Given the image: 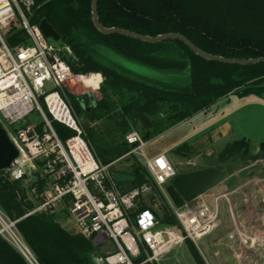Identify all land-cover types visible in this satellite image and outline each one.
<instances>
[{
	"label": "trees",
	"instance_id": "1",
	"mask_svg": "<svg viewBox=\"0 0 264 264\" xmlns=\"http://www.w3.org/2000/svg\"><path fill=\"white\" fill-rule=\"evenodd\" d=\"M92 1L36 0L31 21L41 23L46 19L53 25L61 44L73 50V55L66 59L75 73L103 74L101 98L67 91L66 99L78 118L88 120L81 125L97 157L104 164H112V174L127 175L119 182L115 180L117 183L128 188L153 185V191L138 208H151L163 224L175 226L177 219L165 194L147 167L130 154L133 146L126 135L133 131V126H140L144 139L149 140L231 93L263 94L264 62L222 63L202 57L179 39L150 43L118 33L103 34L93 23ZM98 13L106 27H121L150 36L178 32L202 50L227 58L264 56V0H98ZM6 38L12 48L28 42L26 30L19 25H13ZM99 46L161 75L138 74L102 55ZM197 88L204 93H196ZM89 121L101 122V126H91ZM53 125L63 139L76 133L58 121ZM251 151L252 143L246 138L229 142L218 152L220 166L227 168V161L246 157ZM175 152L189 158L194 149L184 143ZM125 157L132 163L116 167ZM257 157H264V141L253 156ZM35 185L43 186L37 169L25 171L20 178H15L10 168L0 171V209L16 221L38 262L97 264L98 248L90 239L65 229L59 214L30 213L39 204V198L32 192ZM186 242L197 264H206L193 241ZM0 264L30 263L0 234Z\"/></svg>",
	"mask_w": 264,
	"mask_h": 264
},
{
	"label": "built area",
	"instance_id": "2",
	"mask_svg": "<svg viewBox=\"0 0 264 264\" xmlns=\"http://www.w3.org/2000/svg\"><path fill=\"white\" fill-rule=\"evenodd\" d=\"M35 3L36 0H0V121L19 150L10 170L14 169L13 176L20 178L25 173L24 165H30L40 171L43 179L41 188H32L39 204L30 213L69 215L74 222L73 232L104 250L96 254L97 264H155L188 239L197 243L212 233L220 222L219 198L210 205L201 195L192 207L189 203L176 207L171 202L180 224L173 226L163 224L153 209L138 208L153 191L152 184L128 188L115 181L112 164H104L97 157L66 99L72 85L81 86L87 93L99 92L104 76L100 72L73 71L66 59L73 55L72 48L56 45L44 35L40 23H32ZM16 24L26 30L28 42L12 48L6 34ZM93 74L101 76L96 87L83 81V77ZM46 84L50 89H44ZM33 111L41 116L40 125L16 126ZM54 121L76 133L63 139ZM126 140L133 146L130 154L147 167L167 196L166 187L179 174L168 154L148 155L144 150L148 140L136 130L129 132ZM0 234L30 264H40L16 221L1 209ZM107 242L113 251L104 247Z\"/></svg>",
	"mask_w": 264,
	"mask_h": 264
},
{
	"label": "rangeland",
	"instance_id": "3",
	"mask_svg": "<svg viewBox=\"0 0 264 264\" xmlns=\"http://www.w3.org/2000/svg\"><path fill=\"white\" fill-rule=\"evenodd\" d=\"M16 25L20 26V24ZM50 40L56 45L62 43L61 40L56 41L52 38ZM98 51L138 74L156 77L161 75L151 68L129 61L103 46H99ZM44 89H50V86L46 84ZM70 92L78 95L87 93L78 85H72ZM89 94L95 99L101 98L100 91ZM247 100H256V102L246 103ZM243 103H246L244 108L234 112L230 117L235 131L228 141L232 142L236 138L248 137L251 139L252 151L246 157L238 156L227 161L225 166L231 170V177L224 181L220 187L216 186L215 191L204 195L210 205L215 196L221 197L219 202L222 226L218 225L212 233L196 244L197 248L200 246L209 260L213 256L214 264H264V157L253 158L259 152L257 146L264 141V93L261 95L251 94L244 98L239 94H233L230 100L222 98L209 109L190 116L172 131L149 139L144 149L148 155L167 153L180 173L194 170L197 166L206 167L209 164L207 158L218 157L219 150L226 143L224 141L220 144L214 141L211 135L212 127L209 126L210 121L221 116L222 112H228ZM79 119L81 123L88 122L85 117ZM41 123V116L37 111H33L16 126L40 125ZM89 124L101 126V122L90 123L89 121ZM133 130L138 131L141 135L144 132L140 126L139 128L133 126ZM194 132H196L192 139L196 144L194 154L186 158L176 153L175 150L179 146H176L175 143ZM131 163L132 161L125 157L117 163L116 167H127ZM24 166L27 172L34 170L30 165ZM13 171L14 169L11 172ZM115 177L117 180H121L125 179L127 175L118 172ZM166 200L171 206L172 201L168 194ZM195 201L189 203V206L192 207ZM157 210L163 212L159 208ZM59 221L65 229L73 232L74 222L69 215L61 213ZM181 246L174 248L155 264H197L187 243L185 242ZM104 247L114 250L110 242H107ZM200 248L199 250H201ZM98 250L101 254L104 253L102 247H98Z\"/></svg>",
	"mask_w": 264,
	"mask_h": 264
},
{
	"label": "water",
	"instance_id": "4",
	"mask_svg": "<svg viewBox=\"0 0 264 264\" xmlns=\"http://www.w3.org/2000/svg\"><path fill=\"white\" fill-rule=\"evenodd\" d=\"M92 20L95 27L103 34L118 33L121 35L133 37L142 41L150 43H159L169 39H179L185 42L193 51L208 60H214L228 64H258L264 62V56L257 58H227L220 55H215L206 52L195 45L188 37L178 32L165 33L157 36H150L140 34L121 27H106L99 18L98 0L92 1ZM40 28L46 37L52 38L56 41L60 40V35L55 30L53 25L46 19L40 23ZM196 93L203 94L204 90L196 89ZM149 136H147L148 138ZM19 150L9 136V133L2 121H0V171L8 169L12 163L18 158ZM209 164L206 167L196 168L187 172L179 173L166 187L167 194L176 207H183L187 203L195 201L201 195H204L214 189L222 182L231 177L228 168H222L221 160L218 157L210 156L208 158ZM115 175L113 174V177ZM116 181V177H114ZM177 225L180 226L179 222ZM136 259L135 262H138Z\"/></svg>",
	"mask_w": 264,
	"mask_h": 264
},
{
	"label": "crops",
	"instance_id": "5",
	"mask_svg": "<svg viewBox=\"0 0 264 264\" xmlns=\"http://www.w3.org/2000/svg\"><path fill=\"white\" fill-rule=\"evenodd\" d=\"M233 94H235V93H231V94H229L228 96H226V97H224V100H230L231 99V95H233ZM240 95V94H239ZM251 94H248V95H240V97H243L244 98V96H250ZM250 102H256V100L254 101V100H247L246 101V103H250ZM246 103H243V104H239L235 109H232V110H230V111H228V112H222V115L221 116H219L218 118H215V119H213L212 121H210V125L209 126H211L212 128V130H211V135L213 136V139H214V141H216V142H219L220 144H221V142H226L224 145H223V147L227 144V143H229V142H231V141H228V139L230 138V136H232V135H234V131H235V128H234V124H233V122L231 121V119H230V117H231V115L234 113V112H236V111H239V110H241V109H243L244 108V106H245V104ZM183 122V121H182ZM182 122H180V123H178L177 125H175V126H173L172 128H170V129H168L167 131H165L164 133H168L169 131H172L176 126H178V125H180ZM164 133H162V134H164ZM195 134H196V132H194V133H191L190 135H188V136H185L184 138H182L180 141H177L175 144H176V146H180V145H182L183 143H185V142H188L192 147H193V149L196 147V144L193 142V138L195 137ZM243 138H246V139H248V140H250L251 141V139H249L248 137H243ZM239 139H242V138H236V139H234V140H239ZM233 140V141H234ZM232 141V142H233ZM260 149V145H258L257 146V150H259ZM222 183H224V182H222ZM222 183L221 184H219L218 185V187H220L221 185H222ZM215 189H217V187H215L214 189H212L211 191H209V192H213V191H215ZM205 195V194H204ZM205 197V196H204ZM217 197L218 196H215L214 198H213V203L215 202V200L217 199ZM219 198H221V197H219ZM206 199V198H205ZM220 201V200H219ZM213 203L211 204V205H213ZM219 206H220V202H219ZM220 211H221V206H220ZM219 226H222V217L220 218V222H219ZM208 236V235H207ZM205 238V237H204ZM203 238V239H204ZM211 241V240H210ZM187 243V242H186ZM195 245L196 244H198V242L197 243H195V242H193ZM187 245L189 246V244L187 243ZM199 246V245H198ZM182 247V246H181ZM189 248H190V246H189ZM199 248H200V246L198 247V250H199ZM201 249V248H200ZM191 250V249H190ZM200 251V253H201V255L203 256V258L205 259V261H206V264H214V261H215V259L213 258V256H212V258L209 260L208 258H207V256H206V254L203 252V250L201 249V250H199ZM192 253V252H191ZM221 262H222V259H221Z\"/></svg>",
	"mask_w": 264,
	"mask_h": 264
},
{
	"label": "bare ground",
	"instance_id": "6",
	"mask_svg": "<svg viewBox=\"0 0 264 264\" xmlns=\"http://www.w3.org/2000/svg\"><path fill=\"white\" fill-rule=\"evenodd\" d=\"M101 79L100 74H93L91 76L83 77V81L93 84L95 87L97 86L98 81Z\"/></svg>",
	"mask_w": 264,
	"mask_h": 264
}]
</instances>
